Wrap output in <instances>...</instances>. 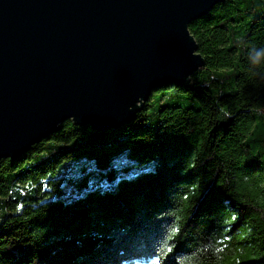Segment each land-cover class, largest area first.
Returning a JSON list of instances; mask_svg holds the SVG:
<instances>
[{
    "label": "trees",
    "instance_id": "1",
    "mask_svg": "<svg viewBox=\"0 0 264 264\" xmlns=\"http://www.w3.org/2000/svg\"><path fill=\"white\" fill-rule=\"evenodd\" d=\"M189 27L206 64L187 84L0 159V264H264V0Z\"/></svg>",
    "mask_w": 264,
    "mask_h": 264
},
{
    "label": "water",
    "instance_id": "2",
    "mask_svg": "<svg viewBox=\"0 0 264 264\" xmlns=\"http://www.w3.org/2000/svg\"><path fill=\"white\" fill-rule=\"evenodd\" d=\"M224 0H0V159L71 118L134 121L155 89L206 64L190 23Z\"/></svg>",
    "mask_w": 264,
    "mask_h": 264
},
{
    "label": "rangeland",
    "instance_id": "3",
    "mask_svg": "<svg viewBox=\"0 0 264 264\" xmlns=\"http://www.w3.org/2000/svg\"><path fill=\"white\" fill-rule=\"evenodd\" d=\"M171 85L170 86H168L167 87V91H169L170 89H171ZM163 91H165V89H159V90H157L155 93H154V95H153V99L155 100V102H156V100H157V98L161 95V93L163 92ZM184 103H187V101H185ZM183 103V104H184ZM153 107V105H151V108Z\"/></svg>",
    "mask_w": 264,
    "mask_h": 264
}]
</instances>
